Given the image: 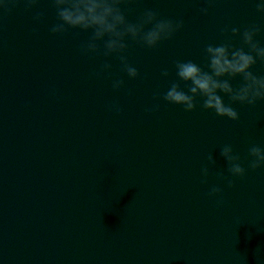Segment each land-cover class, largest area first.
Wrapping results in <instances>:
<instances>
[{"label": "clouds", "instance_id": "obj_1", "mask_svg": "<svg viewBox=\"0 0 264 264\" xmlns=\"http://www.w3.org/2000/svg\"><path fill=\"white\" fill-rule=\"evenodd\" d=\"M55 11L56 20L49 27L55 36L68 35L70 30L90 33L88 39L79 46L82 56L88 58L104 57L100 70L90 75L101 78L110 76L112 64L107 58L114 57L120 65V71L129 79H136L140 73L128 58L129 41L149 50L157 49L163 42L169 41L184 28V20L162 18L154 9H145L135 22L128 19L127 11L122 5L131 0H48ZM208 7L199 9L208 15L209 7L214 0H206ZM256 12L264 16V0H254ZM40 0H0V31H3L4 20L12 12L23 6L25 13H32V19L40 24L45 21L46 12L38 10ZM35 32V29L33 30ZM264 32V25L250 24L241 30L239 27L221 29L222 41L218 44H207L203 49L205 66L192 60H176L173 62L175 79H172L163 94H156L155 99L180 106L185 112H194L199 106L205 111L213 112L217 117L239 121L240 113L233 106L239 104L255 108L264 103V75H258L253 69L259 62L264 65V45L258 40ZM238 38L239 44L234 41ZM162 76L169 77L168 69ZM239 78L237 86L233 81ZM112 88L120 91L125 88V80H112ZM53 96L56 90L51 91ZM130 94V92H129ZM227 97L228 102H225ZM159 103L145 109L149 114L159 111ZM109 112L122 114L123 108L118 102L107 105ZM220 156L227 164V175L216 172L227 188L235 187L236 178H244L247 172L264 169V147L252 144L247 151L246 161L235 151L232 144H224L220 148ZM208 164L201 169V183L207 184L211 168H215L213 155L207 156ZM245 163L247 167H245ZM224 187L213 184L207 195L216 198L218 207L224 206Z\"/></svg>", "mask_w": 264, "mask_h": 264}]
</instances>
